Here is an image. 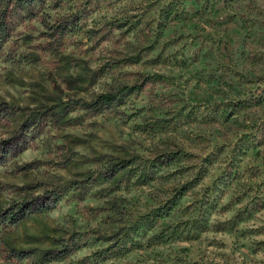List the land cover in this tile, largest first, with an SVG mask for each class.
Wrapping results in <instances>:
<instances>
[{"label": "rangeland", "instance_id": "1", "mask_svg": "<svg viewBox=\"0 0 264 264\" xmlns=\"http://www.w3.org/2000/svg\"><path fill=\"white\" fill-rule=\"evenodd\" d=\"M0 264H264V0H0Z\"/></svg>", "mask_w": 264, "mask_h": 264}, {"label": "trees", "instance_id": "2", "mask_svg": "<svg viewBox=\"0 0 264 264\" xmlns=\"http://www.w3.org/2000/svg\"><path fill=\"white\" fill-rule=\"evenodd\" d=\"M39 209H42V208H39ZM21 215H23V213Z\"/></svg>", "mask_w": 264, "mask_h": 264}]
</instances>
